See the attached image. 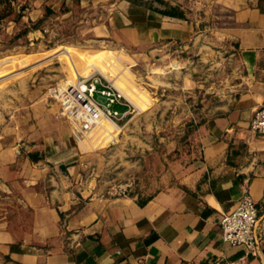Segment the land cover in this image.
Here are the masks:
<instances>
[{
	"label": "rangeland",
	"instance_id": "rangeland-1",
	"mask_svg": "<svg viewBox=\"0 0 264 264\" xmlns=\"http://www.w3.org/2000/svg\"><path fill=\"white\" fill-rule=\"evenodd\" d=\"M236 1L0 0V141L32 143L64 130L80 157L77 187L89 195L117 196L112 191L129 183L126 195L145 198L180 184L200 159V125L244 90L232 34ZM130 4L182 12L191 32L182 40L145 42L122 17ZM93 72L116 86L129 107L75 139L80 125L58 113L47 89ZM26 122L33 126L19 131ZM24 187L0 184V222L13 233L32 225Z\"/></svg>",
	"mask_w": 264,
	"mask_h": 264
},
{
	"label": "crops",
	"instance_id": "crops-1",
	"mask_svg": "<svg viewBox=\"0 0 264 264\" xmlns=\"http://www.w3.org/2000/svg\"><path fill=\"white\" fill-rule=\"evenodd\" d=\"M31 1L56 6L62 0ZM236 2L232 34L244 90L200 125V159L180 184L145 198L89 195L77 187L80 157L64 130L32 143L28 137L0 141V184L25 185L33 217L23 233L0 222V264H264L263 252L251 255L222 242L217 222L246 190L264 230V140L248 128L253 109L264 104V0ZM125 7L129 30L145 42L182 40L191 32V23L171 7Z\"/></svg>",
	"mask_w": 264,
	"mask_h": 264
},
{
	"label": "built area",
	"instance_id": "built-area-1",
	"mask_svg": "<svg viewBox=\"0 0 264 264\" xmlns=\"http://www.w3.org/2000/svg\"><path fill=\"white\" fill-rule=\"evenodd\" d=\"M48 95L58 102V113L73 123L80 125L72 135L79 139L84 134V127L94 124L99 117L116 121L129 107L128 100L108 79L95 72L87 77H79L67 85H51ZM125 106L122 110L114 105ZM248 128L264 140V104L253 109L248 121ZM129 183L120 184L112 191L124 195ZM258 211L254 199L246 190L236 200L234 207L221 212L217 217L220 227L219 237L222 242L240 246L251 255L264 251V230L258 227ZM193 264H219L218 260H205Z\"/></svg>",
	"mask_w": 264,
	"mask_h": 264
},
{
	"label": "bare ground",
	"instance_id": "bare-ground-1",
	"mask_svg": "<svg viewBox=\"0 0 264 264\" xmlns=\"http://www.w3.org/2000/svg\"><path fill=\"white\" fill-rule=\"evenodd\" d=\"M121 93H122V92H121ZM122 94H123V93H122ZM123 95H124V94H123ZM124 97H125V96H124ZM57 103H58V102H57ZM99 118H101V117H99ZM99 118H98V119H99ZM98 119H97V120H98ZM97 120H96V121H97ZM95 123H96V122H95ZM95 123H94V124H91V125H88V126H86V127H84V131H87V130L91 129V128L95 125Z\"/></svg>",
	"mask_w": 264,
	"mask_h": 264
},
{
	"label": "water",
	"instance_id": "water-1",
	"mask_svg": "<svg viewBox=\"0 0 264 264\" xmlns=\"http://www.w3.org/2000/svg\"><path fill=\"white\" fill-rule=\"evenodd\" d=\"M263 256H264V251H263Z\"/></svg>",
	"mask_w": 264,
	"mask_h": 264
}]
</instances>
